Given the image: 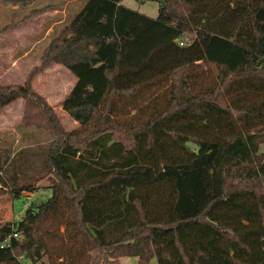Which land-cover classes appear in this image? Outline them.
I'll return each mask as SVG.
<instances>
[{
  "label": "trees",
  "instance_id": "16d2710c",
  "mask_svg": "<svg viewBox=\"0 0 264 264\" xmlns=\"http://www.w3.org/2000/svg\"><path fill=\"white\" fill-rule=\"evenodd\" d=\"M157 1L152 18L83 0L24 83L0 86V109L23 99V123L51 136L0 144V195L47 192L0 229V264L49 256V219L88 253L58 264H264V0ZM54 64L77 78L69 131L33 88Z\"/></svg>",
  "mask_w": 264,
  "mask_h": 264
},
{
  "label": "rangeland",
  "instance_id": "374dc122",
  "mask_svg": "<svg viewBox=\"0 0 264 264\" xmlns=\"http://www.w3.org/2000/svg\"><path fill=\"white\" fill-rule=\"evenodd\" d=\"M82 2L83 0H35L32 5L23 8L0 2V28L6 25L10 26L9 28H12V30L22 28L23 34L21 40H18L13 31H9L6 36L0 35V86L24 83L27 76L18 71L6 70L8 66L11 65L13 60H18L20 55L28 50L34 42L46 36V28H62L68 23L80 9ZM122 4L152 18H157L159 15V2L157 0H122ZM32 8L41 9V11L36 16L23 22V17L29 14ZM50 8L59 9V12L56 14ZM20 20L22 22L17 24ZM59 21L61 23H56ZM54 23L56 24L54 25ZM55 32L56 29L51 31L41 43L30 51L27 57L21 60L28 73L32 67L40 64L44 48ZM16 35L18 36V34ZM31 65L34 66L31 67ZM58 66L61 67H55L49 71L44 70L37 74L33 80V88L46 98L54 108L63 128L69 131L76 128L78 124L76 125L63 109L62 100L71 89L73 78H71L70 71L65 66ZM212 73H214V70ZM24 111L25 101L23 99H18L0 109V144L16 151L31 146L48 145L51 141L50 134L43 128L35 125L28 126L23 123ZM262 150H264V145H262ZM36 165H40L39 161ZM50 184L49 176L38 182L39 187H46ZM46 195L47 192L45 194L44 191L43 193L24 191L22 197L14 199L10 193L1 194L0 229L8 222L22 219L25 209L33 202L38 203L44 200ZM46 224L55 236L57 234L59 237L51 239L49 256H45L37 264H58L57 262L62 261L59 258L60 256L64 257L65 260L87 258L88 253L83 241L81 239L73 241L70 238L72 230L69 229L66 232L65 226L58 220L52 221V219H49ZM99 264L110 263L108 260L100 259ZM114 264H139V262L137 257L125 256L119 258ZM150 264L158 263L156 259H153Z\"/></svg>",
  "mask_w": 264,
  "mask_h": 264
},
{
  "label": "crops",
  "instance_id": "0c3cea01",
  "mask_svg": "<svg viewBox=\"0 0 264 264\" xmlns=\"http://www.w3.org/2000/svg\"><path fill=\"white\" fill-rule=\"evenodd\" d=\"M14 7H19V6H14ZM50 9H52V11H54L56 14L59 12V9H54V8H50ZM65 11V10H64ZM56 23H61V21H59V22H56ZM56 23H54V25L56 24ZM56 29V31L59 29V28H46V33H45V35L47 36L51 31H53V30H55ZM22 28H15L14 30H12V28H10V29H8L7 31H5L4 33H2V34H0L1 36H6L7 35V33L9 32V31H13L14 32V35L18 38V40H21L22 38H23V34H22ZM16 34H18V36L16 35ZM46 36H44L41 40H38V41H36V42H34V44L33 45H31L30 46V48L28 49V50H25V52L22 54V55H20V57H19V59L18 60H13L12 61V63H11V65L10 66H8V68L6 69V70H8L9 69V71H18V72H20L22 75H24V76H27L28 74V70H27V68H25L24 66H23V64H22V62H21V60L23 59V58H25V57H27L28 55H29V53H30V51L34 48V47H36L39 43H41L45 38H46ZM17 38H15L16 40H17ZM26 39V38H25ZM49 42V41H48ZM48 44V43H47ZM47 46V45H46ZM22 64V65H21ZM58 65H62V64H54V65H52L50 68H48V69H46V71H49L50 69H53V68H55V67H61V66H58ZM30 66V65H29ZM32 66H34V65H31V67ZM20 67V68H19ZM31 67H29V68H31ZM63 67H64V65H63ZM33 68V67H32ZM63 69H65V68H63ZM68 69V68H67ZM5 70V69H4ZM69 70V69H68ZM70 71V70H69ZM30 72V71H29ZM68 72V71H67ZM27 74V75H26ZM69 75H71V78H73V85L75 84V82H76V76L70 71V74ZM25 79H26V77H25ZM73 85H72V87H73ZM72 87H71V89H72ZM71 89L69 90V92L71 91ZM68 92V93H69ZM67 93V94H68ZM64 99V98H63ZM63 101V100H62ZM63 103V102H62ZM74 122L76 123V125L78 124V122L77 121H75L74 120Z\"/></svg>",
  "mask_w": 264,
  "mask_h": 264
},
{
  "label": "built area",
  "instance_id": "2783aa9c",
  "mask_svg": "<svg viewBox=\"0 0 264 264\" xmlns=\"http://www.w3.org/2000/svg\"><path fill=\"white\" fill-rule=\"evenodd\" d=\"M13 236L17 237V234H16V233H14V234H13Z\"/></svg>",
  "mask_w": 264,
  "mask_h": 264
}]
</instances>
